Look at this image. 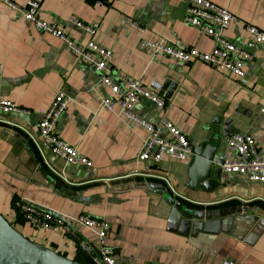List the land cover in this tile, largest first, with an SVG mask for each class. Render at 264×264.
<instances>
[{"label":"crops","instance_id":"1","mask_svg":"<svg viewBox=\"0 0 264 264\" xmlns=\"http://www.w3.org/2000/svg\"><path fill=\"white\" fill-rule=\"evenodd\" d=\"M210 1L237 19L224 37L252 56L241 78L198 61L181 63L151 52L152 44L163 42L210 53L213 40L184 23L190 0H43L38 17L79 44L91 39L110 51V79L121 75L145 85L158 82L161 88L168 82L160 91L163 108L146 99L133 106L140 120L156 124L165 118L192 148L223 131L230 120V136L251 135L264 158V45L251 42L245 32L246 24L264 32V0ZM26 2L0 0V99L31 112L0 114L11 123H0V214L5 220L33 242L73 259L79 241L97 244L93 233L82 226H72L71 234L59 228L35 230L21 205L39 206L67 219L84 215L104 220L109 226L105 245L117 262L264 264V185L221 172L212 192L204 193L199 186L193 193L186 188L191 158L139 161L146 128L122 116L118 107L107 111L100 106L102 98L113 99L110 89L62 41L25 22L16 8ZM72 20L94 26L96 32L90 37ZM171 84L176 88L167 97ZM57 94L68 104L55 133L90 162L89 168L66 164L39 138L38 113ZM226 138L220 139L218 154L226 151ZM152 183L198 207L239 209L259 221L241 240L231 236L230 223L193 235L162 216L159 197L144 188Z\"/></svg>","mask_w":264,"mask_h":264},{"label":"built area","instance_id":"2","mask_svg":"<svg viewBox=\"0 0 264 264\" xmlns=\"http://www.w3.org/2000/svg\"><path fill=\"white\" fill-rule=\"evenodd\" d=\"M42 2L43 0H27L23 8H16V10L23 16L25 22L35 29L62 41L69 52L88 64L99 75L100 84L103 88H109L113 94V99H101L100 106L103 109L113 111L115 107H118L122 116L146 128L147 136L143 141L138 160L158 163L163 158L177 161L190 159L193 153L192 147L188 139L173 124L163 117L158 123L149 124L140 120L133 113V106L140 99H146L155 106L163 108L164 100L160 95L161 84L151 82L145 85L141 80L121 75H117L115 80L110 79L111 52L97 45L91 39L83 45L79 44L55 25L42 22L38 17ZM11 6L15 8V6ZM235 21L237 19L226 8L219 7L210 0H190L184 23L198 29L213 40L214 46L210 53L180 48L163 42L152 44L151 52L162 54L181 63L198 61L214 69H224L235 78H241L244 68L252 61V56L246 50L229 42L223 35V32ZM72 24L90 37L96 32L94 26L83 25L75 20H72ZM245 32L251 42L264 45L263 31L246 24ZM67 104L68 100L63 94H57L49 108L38 113L39 138L47 142L52 155L61 158L66 164L89 168L90 162L83 158L75 148L63 142L55 133L56 123ZM0 114L29 116L31 112L18 108L7 100L0 99ZM0 123L11 124L1 119ZM225 143L226 151L220 157L222 172L239 175L250 182L264 185V158L257 150L252 136L234 134L226 138ZM170 190L174 194L175 191L171 188ZM174 195L183 202L195 204L187 198ZM20 209L30 226L35 230L55 232L59 228L65 234H71L72 226H82L93 233L97 240L95 246L85 241L78 242L80 252L87 257L90 264H129L115 261L112 251L105 245L109 226L104 220H95L84 215L67 219L39 206L29 204L21 205ZM224 264L229 263L224 262Z\"/></svg>","mask_w":264,"mask_h":264},{"label":"water","instance_id":"3","mask_svg":"<svg viewBox=\"0 0 264 264\" xmlns=\"http://www.w3.org/2000/svg\"><path fill=\"white\" fill-rule=\"evenodd\" d=\"M165 82L161 92L166 89ZM176 84L170 85L167 97L175 90ZM230 121V120H229ZM229 121L224 124L223 131L216 130L211 138L192 148V157L188 169L189 183L186 188L196 193L199 186L204 193L212 192L221 177V154L217 153L221 138L230 136ZM144 188L151 190L159 197L158 205L162 216L172 224L191 229L193 235L204 231L207 227L230 223L231 236L243 239L255 228L259 219L255 215H247L243 210L205 209L204 205L191 204L173 196L161 184H148ZM196 207H194V206ZM222 232H226V228ZM0 264H84L73 258L65 257L56 250L33 242L14 229L0 214Z\"/></svg>","mask_w":264,"mask_h":264},{"label":"trees","instance_id":"4","mask_svg":"<svg viewBox=\"0 0 264 264\" xmlns=\"http://www.w3.org/2000/svg\"><path fill=\"white\" fill-rule=\"evenodd\" d=\"M194 206V205H193ZM13 207V206H12ZM194 207H196V206H194ZM198 207V206H197ZM198 208H200V206L198 207ZM13 209L15 210V213H16V215H17V221H19L20 222V215L18 214V209H15L14 207H13ZM75 260H77V261H81V262H83L84 264H90L89 263V261L87 260V257L83 254V253H81L80 252V250H79V252L77 253V257L75 258Z\"/></svg>","mask_w":264,"mask_h":264}]
</instances>
